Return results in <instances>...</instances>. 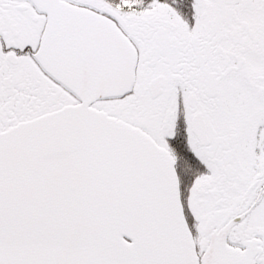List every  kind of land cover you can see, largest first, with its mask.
<instances>
[{"label":"snow or ice","instance_id":"6c2138e0","mask_svg":"<svg viewBox=\"0 0 264 264\" xmlns=\"http://www.w3.org/2000/svg\"><path fill=\"white\" fill-rule=\"evenodd\" d=\"M0 264H264V0H0Z\"/></svg>","mask_w":264,"mask_h":264}]
</instances>
